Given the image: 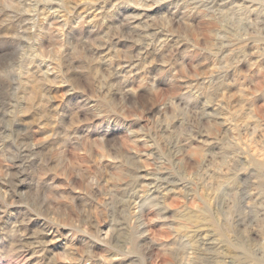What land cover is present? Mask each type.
Listing matches in <instances>:
<instances>
[{"label":"clouds","instance_id":"obj_1","mask_svg":"<svg viewBox=\"0 0 264 264\" xmlns=\"http://www.w3.org/2000/svg\"><path fill=\"white\" fill-rule=\"evenodd\" d=\"M0 264H264V0H0Z\"/></svg>","mask_w":264,"mask_h":264}]
</instances>
